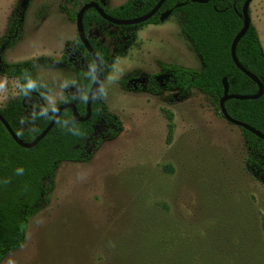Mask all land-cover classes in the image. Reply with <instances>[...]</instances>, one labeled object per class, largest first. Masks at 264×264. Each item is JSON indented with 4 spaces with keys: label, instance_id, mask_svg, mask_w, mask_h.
I'll use <instances>...</instances> for the list:
<instances>
[{
    "label": "rangeland",
    "instance_id": "obj_1",
    "mask_svg": "<svg viewBox=\"0 0 264 264\" xmlns=\"http://www.w3.org/2000/svg\"><path fill=\"white\" fill-rule=\"evenodd\" d=\"M125 1L107 0L106 7ZM81 2L31 0L5 61L59 58L77 36L70 16ZM19 5L0 0V39ZM249 12L264 54V0H252ZM183 25L170 15L139 27L125 56L102 66L101 95L122 131L88 162L58 164L22 247L0 264H264V184L246 170L240 130L195 89H143L163 65L201 70ZM96 40L113 50L107 34ZM34 75L52 108L75 80L53 63ZM17 94L18 83L0 75V108Z\"/></svg>",
    "mask_w": 264,
    "mask_h": 264
},
{
    "label": "trees",
    "instance_id": "obj_2",
    "mask_svg": "<svg viewBox=\"0 0 264 264\" xmlns=\"http://www.w3.org/2000/svg\"><path fill=\"white\" fill-rule=\"evenodd\" d=\"M30 1L20 0L6 35L0 39V75L18 83L17 96L0 108V115L27 144L32 143L52 119V116L45 115V110L52 107L45 103L46 88L35 77V70L41 65L53 63L64 65L75 73V80L63 88L64 99L53 108L73 104L81 118L87 116L86 99L95 75L93 57L77 36L65 45L64 53L59 58L41 57L19 63L5 61V50L21 37ZM88 2H96L113 19L128 20L150 12L159 0H126L113 9L106 7L107 0H84L77 4V11L70 16L73 21L81 6ZM244 2L211 0L206 4H198L193 0H165L151 19L133 26L110 25L95 9H88L82 16V25L102 66L109 68L118 57L125 56L136 40L139 27L160 24L161 14L167 11H171V15H180L184 21L182 35L199 58L202 68L195 71L163 65L160 73L144 78L146 84L143 89L151 93L156 92L154 85L167 90L178 89L181 93L195 89L209 96L219 109V101L223 96V78L228 83L229 94L255 96L259 93L258 86L236 68L230 54L232 40L243 27L241 10ZM248 14L250 16L249 10ZM92 27L94 34L89 36ZM105 34L112 40V51L109 46L96 40L97 36ZM235 56L240 65L261 82L263 94L255 100H228L224 107L230 118L264 135V54L257 31L251 23L236 46ZM101 85L100 93L93 97L87 120L70 122L74 114L67 107L48 134L32 149L19 147L0 122V262L22 247L29 220L39 211L47 194L44 183H52L58 164L88 162L102 143L114 139L122 131L120 119L106 106L101 95ZM127 85L124 87L127 88ZM141 87L137 86L140 90ZM78 96H81L80 100ZM238 129L246 149V170L264 184V141L242 128ZM139 264L162 262L147 259Z\"/></svg>",
    "mask_w": 264,
    "mask_h": 264
},
{
    "label": "water",
    "instance_id": "obj_3",
    "mask_svg": "<svg viewBox=\"0 0 264 264\" xmlns=\"http://www.w3.org/2000/svg\"><path fill=\"white\" fill-rule=\"evenodd\" d=\"M210 1L211 0H193L194 3H198V4H206ZM251 1L252 0H245L244 4L242 6L241 12H242V17H243V27L238 32V34L234 37V39L232 40L231 48H230V54H231V59H232L233 63L235 64L236 68L239 71H241L243 74H245L248 78H250L258 86L259 93L255 96H243V95L229 94L228 93V91H229L228 83H227L226 79L223 78V80H222L223 96L221 97V99L219 101V111H220L222 117L229 124H231L237 128H242V129L252 133L256 137H258L259 139L264 141V135L263 134H261L260 132H258L257 130H255L254 128L250 127L249 125H247L245 123L238 122V121L230 118L226 112L225 107H224V103L228 100H239V101L255 100V99H258L259 97H261L263 94V85L261 84V82L253 74H251L250 72L245 70L240 65V63L238 62V60L236 59V56H235L236 46H237L238 42L241 40V38L247 32V30L250 26V23H251L250 16L248 14L249 5H250ZM164 2H165V0H159V2L156 4V6L150 12H148V13H146L143 16H140L138 18H133V19H128V20H117V19L111 18L102 10V8L96 2H88V3L83 4L81 6V8L79 9V11L76 15V19H75L77 37L79 38L80 42L83 44L85 49L88 51V53L93 57V60L95 62V75H94V79H93L92 85L89 89L87 99H86V106H87L86 118H81L79 116V114L77 113L76 108L73 104H62L57 108H48L45 110V115H46V117L52 116L50 123L32 143L27 144V143H24L14 133V131L9 126V124L0 115V122L6 128L7 132L9 133V135L11 136L13 141L21 148L32 149L48 134V132L51 130V128L53 127V125L57 121L58 117L60 116L61 112L64 109H66L67 107L71 108L73 111V114H74V117L70 120V122H75V121L83 122L89 118L90 110H91V103H92L93 97L100 93V83H101L102 76H103V69H102V64L100 62L99 57L97 56L96 52L91 47V45L88 42V39L84 33V29H83V25H82V16L86 10L95 9L96 12L99 14V16L104 21L108 22L110 25H113V26H133V25H139V24L145 23L149 19H151L158 12V10L160 9V7L162 6V4ZM170 15H171V11L164 12L161 14L160 20L163 21L164 19L168 18V16H170Z\"/></svg>",
    "mask_w": 264,
    "mask_h": 264
},
{
    "label": "clouds",
    "instance_id": "obj_4",
    "mask_svg": "<svg viewBox=\"0 0 264 264\" xmlns=\"http://www.w3.org/2000/svg\"><path fill=\"white\" fill-rule=\"evenodd\" d=\"M31 83H32V82L30 81V82H29V86H31Z\"/></svg>",
    "mask_w": 264,
    "mask_h": 264
}]
</instances>
